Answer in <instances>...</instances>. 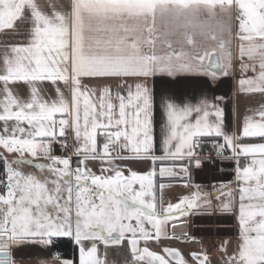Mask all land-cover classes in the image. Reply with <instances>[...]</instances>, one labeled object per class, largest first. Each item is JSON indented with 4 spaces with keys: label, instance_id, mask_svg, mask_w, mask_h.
<instances>
[{
    "label": "snow or ice",
    "instance_id": "snow-or-ice-1",
    "mask_svg": "<svg viewBox=\"0 0 264 264\" xmlns=\"http://www.w3.org/2000/svg\"><path fill=\"white\" fill-rule=\"evenodd\" d=\"M233 18L241 61H249L240 65V91L264 95V0H49L44 7L38 0H0V32L28 24L26 42L5 45L0 55V264H22L15 249H47L65 237L78 247V264H120L121 257L123 264H209L206 253H190L189 261L176 247L148 245L187 241L186 231L176 235L177 222L186 227L190 215L214 207L213 199L219 211L238 215L240 243L232 254L223 243L222 264H264V104L229 132L224 110L206 95L195 103L161 97L162 155H156L148 79L229 75ZM208 40L215 47H205ZM85 79L122 83L113 96L110 83ZM205 137L213 138L216 155L231 152L235 185L208 191L189 184L191 193L165 206L157 175H179L181 162L190 178V168L201 167L195 149ZM57 144L71 154L56 155ZM144 160L152 165L146 172L126 163ZM97 162L99 173L89 166ZM125 241L128 253L109 261L108 249H122ZM57 262L74 264L60 253L40 264Z\"/></svg>",
    "mask_w": 264,
    "mask_h": 264
},
{
    "label": "crops",
    "instance_id": "crops-1",
    "mask_svg": "<svg viewBox=\"0 0 264 264\" xmlns=\"http://www.w3.org/2000/svg\"><path fill=\"white\" fill-rule=\"evenodd\" d=\"M69 0H63L64 4H67ZM38 3L44 7L49 4V0H38ZM235 17V11L233 12ZM28 29L27 23L17 22L15 29L4 30L0 32V55L3 53L5 45L22 44L26 42V30ZM237 21L233 18L232 21V36L226 37L231 40V52L233 57V67L229 75L222 76L218 79H210L203 75L196 74H180L175 78H169L164 75H157L154 78H149L147 83L150 89L153 90L155 104H154V128L156 131V155H162L161 146L159 143V127L163 119V113L160 108L159 99L164 96H175L181 100L189 101L192 103L197 102L201 95H206L210 101L216 102L219 107L224 110V127L226 131L238 132L241 128L242 121L247 114L251 113V110L264 104V95L261 94H244L240 91L239 79H240V65L241 63H249L245 58L241 61L239 47L240 41L236 36ZM199 42V37H197ZM205 47L211 49L215 47V42L208 40L205 43ZM187 50V48H186ZM207 63V61H205ZM245 76L253 75L252 72L244 73ZM85 84L89 85H103L104 83H110L113 89V96H115L118 90L117 86L121 84V81H97L85 79ZM134 81L129 80L127 84H133ZM45 87L51 89L50 85ZM127 86H125L121 94L127 93ZM22 95H27V87L24 86L21 89ZM55 95V93H52ZM69 144L73 143L72 133L69 132ZM213 139V138H201L200 144ZM103 137L98 136L99 146L102 147ZM246 143L261 142L259 138H246ZM54 152L56 155H61V147L57 144L54 145ZM72 149L70 148V153ZM79 157L75 156V160L72 159V168L75 169ZM221 163L219 165H206L201 164V167H191L190 178L184 173L180 172L179 163L176 162L177 166L175 171L179 175L172 177H159L157 175V185L164 184L163 189V200L164 204L168 202L176 203L179 199L191 193L193 187L187 186L200 185L203 188L211 191L214 187L219 188L222 184L235 185V168L236 162L232 157L229 150H225L221 155ZM244 161L242 160V163ZM119 163V161H118ZM127 166L133 170L139 172H146L152 167L151 162L148 160L144 161H127ZM169 165L171 161L167 162ZM183 163H187L184 161ZM89 166L93 171L99 173V163H90ZM159 161H157L155 167H160ZM31 171H36L34 168ZM127 175V171L125 172ZM219 202L213 199L214 207L212 209L205 210L199 214L190 215L186 220V233L189 239L187 241L177 239H162L159 244L150 243L148 247L155 251H160L161 246L176 247L184 254L185 258L191 261L190 253H206L209 259V264H222V257L225 256V252L222 249V245L225 241L227 244L228 254H232L236 251L238 244L240 243L239 238V226H238V215L236 211L224 213L219 211L215 205ZM177 224H180L178 221ZM169 235L172 233V226L168 228ZM182 233H176L180 236ZM74 245V254L71 258H66L74 261V264H78L79 252L78 247ZM217 244V248H214L212 244ZM143 246V245H142ZM100 254L105 252V247L102 243L98 245ZM123 251L125 254L128 253V245L125 241L122 249L116 247H110L108 249L107 259L112 261L117 252ZM52 253H55L53 247L47 249L41 248L35 244L25 245L22 248L15 249L13 251L14 257L22 262V264H40L41 260L49 258ZM130 258V257H129ZM59 264V262H57ZM120 264H123V257L120 258ZM194 264H198L194 262Z\"/></svg>",
    "mask_w": 264,
    "mask_h": 264
},
{
    "label": "built area",
    "instance_id": "built-area-1",
    "mask_svg": "<svg viewBox=\"0 0 264 264\" xmlns=\"http://www.w3.org/2000/svg\"><path fill=\"white\" fill-rule=\"evenodd\" d=\"M222 142V140L220 141ZM196 154L201 158L202 162L208 163L210 165H219L221 163V155L218 156L216 155V150L213 147V139H210L203 144H200L196 149H195ZM70 155V148L66 153L62 152L61 150V155ZM73 160H75V156L72 157ZM212 246L214 248H217V244L213 243Z\"/></svg>",
    "mask_w": 264,
    "mask_h": 264
},
{
    "label": "trees",
    "instance_id": "trees-1",
    "mask_svg": "<svg viewBox=\"0 0 264 264\" xmlns=\"http://www.w3.org/2000/svg\"><path fill=\"white\" fill-rule=\"evenodd\" d=\"M55 253H60L63 258H71L74 254V245L71 238H59L56 246L53 247Z\"/></svg>",
    "mask_w": 264,
    "mask_h": 264
},
{
    "label": "water",
    "instance_id": "water-1",
    "mask_svg": "<svg viewBox=\"0 0 264 264\" xmlns=\"http://www.w3.org/2000/svg\"><path fill=\"white\" fill-rule=\"evenodd\" d=\"M175 231H176V233H182L183 231H186V227L182 228L180 226V224H178V226H177Z\"/></svg>",
    "mask_w": 264,
    "mask_h": 264
},
{
    "label": "rangeland",
    "instance_id": "rangeland-1",
    "mask_svg": "<svg viewBox=\"0 0 264 264\" xmlns=\"http://www.w3.org/2000/svg\"><path fill=\"white\" fill-rule=\"evenodd\" d=\"M203 164H206V165H207L208 163H205V162H204ZM208 165H209V164H208ZM216 166H217V165H216Z\"/></svg>",
    "mask_w": 264,
    "mask_h": 264
}]
</instances>
